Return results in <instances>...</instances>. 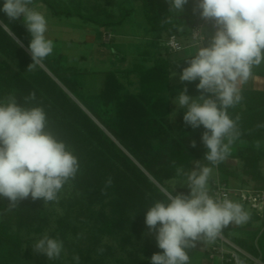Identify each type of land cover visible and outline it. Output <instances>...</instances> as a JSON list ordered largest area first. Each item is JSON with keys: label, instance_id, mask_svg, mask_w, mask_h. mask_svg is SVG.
<instances>
[{"label": "rangeland", "instance_id": "obj_1", "mask_svg": "<svg viewBox=\"0 0 264 264\" xmlns=\"http://www.w3.org/2000/svg\"><path fill=\"white\" fill-rule=\"evenodd\" d=\"M55 1L63 8L90 18L95 24L77 17L53 16L45 5L34 3L32 7L43 13L47 20L45 38L51 40L54 45L52 54L46 57L47 64L56 73L69 72L66 77L69 82L77 85L81 101L87 103L91 109L100 108L103 112L105 108L96 97L101 88L103 73L113 72L118 75L120 71L129 69L136 61V54L147 47L145 35H152L144 21L141 2L128 0L125 8L130 9L132 13L119 25L102 27L97 24L113 22L120 18L118 8L120 0ZM152 1L164 5L169 10L167 0ZM16 21L24 25L23 17ZM197 24L201 25L199 31L205 39L202 46H207L215 28L211 22H204L203 19ZM6 32L31 56L28 49L14 35ZM161 39L165 44L166 34L162 35ZM189 41L192 45L184 48ZM181 43L183 49L181 52L170 53L171 59L192 57L200 45L190 39L181 40ZM144 52L152 51L147 49ZM4 59L0 53V101L14 94L17 102L25 108H43L46 114L45 130L66 144L67 149L77 157L79 170L75 178L63 186L58 194V201L45 203L43 199L32 201L29 197L15 207L18 209L15 212L7 198L0 197V223L7 222V233L11 241H18L14 247L10 243H0V264H48L50 259L35 252L33 247L44 236L51 237L62 231L59 227L60 222H65L66 233L60 239L63 242V250L57 259L58 264H76L73 256L77 254L80 257V264H150L152 255L162 253L163 250L157 245L155 233L150 232L145 223L146 211L155 203L149 196L148 189L138 183L82 124L75 123L73 116L62 110L54 113L52 111L54 103L49 92L36 89L26 79L11 77L5 68L8 64ZM36 64L57 83L40 62ZM180 73L176 71L170 73V86L199 83L198 80L182 83L179 79ZM133 80L132 87L128 90L136 92L138 85L137 81ZM244 87L264 90V81L260 83L252 81ZM62 89L106 133L94 117L70 93ZM33 92L35 99L26 100L25 98ZM173 102H176V98L170 99L172 123L175 124L178 115L181 116L186 109L181 108L178 102L176 104ZM108 109L110 112L113 111L111 104ZM261 136L259 139L251 137L245 141L236 139L230 146V154L217 165H209L205 159L195 160L199 161L201 166L212 167L208 181L209 189L217 182L222 183L224 174L218 171L219 165L231 173L225 184L227 187L264 189V134ZM240 155L254 157V165L249 167L251 173H243V161L238 158ZM195 161L191 163L188 171L183 172L194 169ZM145 175L151 179L148 174ZM109 178L112 180L111 185L107 184ZM186 180V176L179 175L164 183L173 189L188 188ZM139 186L140 191H137L136 188ZM244 210L251 213L248 207ZM126 219L130 221L125 222ZM128 223L130 225H127ZM103 224H110V231L102 229ZM242 225L232 223L220 234L228 238H240L245 235L250 237L249 241L256 235L255 242L264 255V233L258 240L259 235L264 232L261 223L251 222L250 225H255V234L247 230L248 228L241 227ZM140 244L150 246L147 254L140 251ZM225 247L217 237L213 241L202 238L196 242L194 248H190L189 264H219L220 258L215 255L213 259H208L206 250L211 253L215 249Z\"/></svg>", "mask_w": 264, "mask_h": 264}, {"label": "clouds", "instance_id": "obj_2", "mask_svg": "<svg viewBox=\"0 0 264 264\" xmlns=\"http://www.w3.org/2000/svg\"><path fill=\"white\" fill-rule=\"evenodd\" d=\"M188 2L167 0L169 10L179 12ZM34 3L35 0H3L0 12L9 21L23 17L31 35L28 47L32 60L39 63L52 54L54 45L45 38L47 20L31 7ZM194 11L212 22L215 32L207 46L201 43L196 54L185 60L188 66L179 75L182 83L198 80L200 95L192 98L184 87L176 102L186 109V125L205 129L204 159L209 165H217L230 154V146L241 135L239 116L234 120L227 110L242 100L240 85L252 76L253 67L264 63V0H195ZM0 28L11 31L2 20ZM25 99L34 100L35 93ZM45 128L43 108H25L14 95L0 101V197L7 198L10 207L29 197L45 203L58 201L63 186L79 170L77 157ZM194 165L190 172L176 170L177 175L186 176L188 194H173L162 187L165 200L156 201L146 211V226L155 233L157 245L163 250L152 255L150 264H189L186 249L194 248L202 238L213 241L230 224L242 225L250 219L241 204L227 196L217 199L209 194L212 167L201 166L199 161ZM111 183L109 178L107 184ZM33 250L48 259H58L63 242L44 236ZM73 260L80 264L78 254Z\"/></svg>", "mask_w": 264, "mask_h": 264}, {"label": "trees", "instance_id": "obj_3", "mask_svg": "<svg viewBox=\"0 0 264 264\" xmlns=\"http://www.w3.org/2000/svg\"><path fill=\"white\" fill-rule=\"evenodd\" d=\"M127 1L120 0L118 3L121 13L118 20L97 25L105 27L122 23L132 13L130 9L125 8ZM137 1L141 2L145 23L152 34L159 39L166 34V39L174 35L180 42L189 40L191 29L202 19L199 12L194 11L195 0H189L188 4L184 6L183 12L167 10L164 5L154 3L152 0ZM37 2L45 5L53 16L77 17L95 24L93 20L84 17L79 12L74 13L61 7L55 0H35V3ZM2 5L3 0H0V7ZM0 20L8 25L11 29L8 32L14 35L29 51L31 35L26 27L16 20L9 21L3 12H0ZM152 45L154 50L140 54L129 69L120 71L118 75L113 72L103 73L101 88L96 96L105 108L103 112L100 108L91 109L87 103L81 101L77 85L69 82L66 77L69 72L56 73L47 64L46 58L40 61L57 83L70 93L104 128L105 133L42 68L33 62L31 56L21 49L3 28H0V53L8 64L5 68L9 71V75L18 79H26L36 89L49 92L52 103H54L52 111L58 113L62 110L73 116L75 123L82 124L86 131L93 138L95 137L103 148L111 153L127 172L132 174L138 183L148 189L149 196L156 202L165 200L160 191L162 187L173 194H188L190 192L189 188L177 187L173 189L164 182L179 176L177 168L188 171L193 161L204 159L207 149L202 143V133L205 131L203 126L193 129L184 121L181 123L177 121L176 125H173L170 115V99L177 98L184 87H187V94L190 97L200 95L196 88L198 82L180 84L175 87H171L169 83L170 73L173 71L182 72V69L188 66L185 62L188 58L171 59V52L168 51L165 44L161 45L159 40L154 41ZM30 64L31 66L28 67ZM253 77L264 80V63L253 67L251 78ZM133 79L137 81L138 85L136 92L128 90L132 87ZM240 90L242 100L227 110L230 118L235 120L239 116L237 126L241 135L237 139L244 141L251 137L259 139L262 137L261 134H264V90L246 87H242ZM110 104L113 107L112 112L108 109ZM193 142H195V147L192 146ZM75 148L74 146V151H76ZM241 155L238 158L243 161V173H251L249 167L254 165V157L247 158ZM217 169L224 174L222 183L227 184L231 173L221 165L217 166ZM140 187L136 188L137 191H140ZM13 210L17 212L18 209L14 207ZM252 218L256 219V216L252 215ZM126 221L130 220L126 219ZM59 225L62 231L50 238L60 240L64 237L66 224L60 222ZM102 229L110 231V224H103ZM7 230L8 223L1 222L0 243H10L14 247L18 241H11ZM263 233L259 235L258 240L263 236ZM223 237L248 252L256 253L242 241L227 236ZM139 248L143 254H147L150 250V246L143 244H140ZM257 248L259 259L264 264V255L260 252L259 245ZM186 251L190 258V249H186ZM48 264H58L57 259H50Z\"/></svg>", "mask_w": 264, "mask_h": 264}, {"label": "built area", "instance_id": "obj_4", "mask_svg": "<svg viewBox=\"0 0 264 264\" xmlns=\"http://www.w3.org/2000/svg\"><path fill=\"white\" fill-rule=\"evenodd\" d=\"M200 28L201 25L196 24L190 31L189 38L194 43L201 44L204 41L199 31ZM165 46L171 53L179 52L183 48L181 42L174 35L166 39ZM209 194L217 199H223L227 196L228 199L241 204L243 208L248 207L251 213L264 219V189L229 188L225 184L217 182L209 189ZM217 238L226 247L215 249L212 252L220 258L223 264H262L259 256L254 257L250 255L243 248L224 238L222 234H219Z\"/></svg>", "mask_w": 264, "mask_h": 264}, {"label": "crops", "instance_id": "obj_5", "mask_svg": "<svg viewBox=\"0 0 264 264\" xmlns=\"http://www.w3.org/2000/svg\"><path fill=\"white\" fill-rule=\"evenodd\" d=\"M206 20H204V22H205ZM208 22H210V21H208ZM212 23V22H211ZM212 25H213V23H212ZM149 35V34H148ZM145 35V36H147V38H146V46L147 47H145V49L143 50V51H140V52H138L137 54H136V56H137V58H138V56L140 55V54H142V53H144V51L146 50L147 51V49H151V51H153L154 49H153V45H152V43L154 42V41H158L159 40V42H160V44L162 45L164 42L162 41V39L160 38H156V36L154 35V34H152V35ZM144 36V37H145ZM145 39V38H144ZM205 40V39H204ZM192 44H191V42L189 41V43H187V45L186 46H184V48L185 47H188V46H191ZM153 49V50H152ZM183 49V48H182ZM179 52H181V51H179ZM136 58V59H137ZM188 58H190V57H188ZM177 59H180V58H177ZM255 82V81H257V83L259 82H262V81H264V80H261V79H257V78H255V77H253V78H249V80L246 82V83H243L242 84V87L243 86H245V85H247L249 82ZM170 83V82H169ZM180 85V84H179ZM172 87V86H171ZM172 107V106H171ZM180 113V112H179ZM173 113L171 112V118L173 117V115H172ZM182 114H184V113H182ZM182 114H180L181 116H179L178 115V123H181V121H183V120H181V118H183V115ZM173 125H175V124H173ZM252 215H254V214H252V213H250V219L244 224V225H242L241 227H244V228H248L247 230H249L252 234L254 233L255 234V230H256V228L254 227L255 225H250L251 224V222L253 223V222H260L261 223V225H262V228H264V219L263 218H259V217H257L256 215H254V216H256V219L255 218H252ZM231 238H233V239H235V240H237V241H242V243L244 242L245 244H246V246H249V249L250 250H253L254 252H256V253H251V252H248L250 255H252V256H254V257H258V255H259V251H258V248H257V245H256V242H255V238H256V235L254 236V237H251L252 239L249 241L248 239L250 238H248L247 236H242V237H240V238H237V237H231ZM248 248V247H247ZM206 253L209 255V258L208 259H213L214 258V256H215V254L211 251V253H209V251H208V249L206 250ZM258 253V254H257ZM211 254H213L212 256H211ZM220 260V259H219ZM219 264H223L222 262H221V260H220V263Z\"/></svg>", "mask_w": 264, "mask_h": 264}]
</instances>
